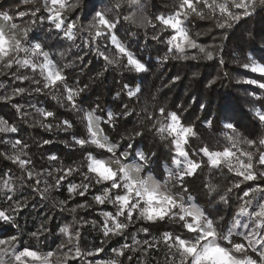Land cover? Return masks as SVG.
Returning <instances> with one entry per match:
<instances>
[{
	"label": "trees",
	"instance_id": "obj_1",
	"mask_svg": "<svg viewBox=\"0 0 264 264\" xmlns=\"http://www.w3.org/2000/svg\"><path fill=\"white\" fill-rule=\"evenodd\" d=\"M46 2L47 0H28L27 3L25 0H0V15L7 13L13 17V22L29 26L33 18H20L18 12H28L39 7L41 11L37 14L38 17H46ZM68 2L74 3L75 0ZM115 3L116 0H80L78 8L65 12L66 23L75 22L77 28L81 29L74 42L67 40L62 32L58 34L47 19L43 24L38 21L36 25L31 26L32 31L29 32V39L33 43H41L44 51L63 69L67 86L84 89L76 97L80 112L67 106L63 100V88L47 90V94L33 92L32 89L36 85L31 81L41 79L38 72L33 73L31 69L18 68L16 65L11 69L0 65V97L10 96L16 87L27 89L25 94L15 96L11 100L0 99V119L6 121L8 126L18 129L15 133H0V189L5 180H10L14 187V191L8 193L12 200H8L5 192L0 190V210L13 217L12 222L0 220V239L16 236L13 248L17 251L28 247L42 253L53 251L61 257L68 251V247H72L74 252V245L78 244L83 255L76 260H69L68 264H95V259L99 257L106 260L116 259L118 264H179L178 257L172 256L162 239L165 232L182 236L185 234L175 222L165 220L148 223L137 220L129 226L124 236L105 238L103 227L106 219L103 213H114L115 208L112 204L95 203L94 196L100 193V185L91 186L84 196L69 194V184H79L83 180L82 174L73 173L62 181L60 186L52 187L43 197L40 192L48 185H55L54 177L62 174L58 169L75 166L80 173L86 171L85 157L88 151L100 158L111 156L92 145H86L85 149L74 145L73 136L83 138L87 135L83 113L93 109H96V114L102 118L105 112H112L117 117L114 127L106 123H101V127L110 142L122 145L120 150H123L127 143H132L136 152L141 150L147 155L155 153L154 157L157 159L163 158L164 141L156 136L154 130H150L151 123L146 120L147 113L156 112L158 115V108L162 106L167 111H177L184 124L194 126L198 138L191 140L192 148L207 144L211 149L222 150L230 146L231 142L227 136L233 133L225 128V124L231 123L236 133L244 140L257 142V147L251 149L254 154L257 153L259 148L264 147L259 145V141L264 139V122L260 121L257 115V110L264 112V89L245 81L254 79L264 82V76L243 65L251 63L253 59L264 63V6H257L251 16L244 17L231 28H219L215 18L201 19L194 15L189 16L185 20V26L190 36L206 50L212 51L213 59H207L197 49L187 50L188 59H174L172 54L168 53L167 44L162 42L167 40L171 30L162 32V26L154 17L172 14L176 10L175 0H143L146 14L153 18L155 29L151 25L136 28L127 22L117 26L118 37L130 46L133 54L146 66L147 71L136 73L121 66L106 65V62L85 44L86 29L96 11L106 12L114 19L132 11L123 3L120 9H116ZM155 35H160L162 41L153 40ZM105 47L109 48L111 54V47L101 40L100 50L103 51ZM61 53L64 55L61 56ZM166 55L167 60L164 59ZM193 55L197 58L191 59ZM78 56L83 59H78ZM19 75H26L29 80H17L16 76ZM212 81L215 82L210 83ZM125 84L139 87L140 93L135 97H128L127 90L123 87ZM17 104L21 106L19 112L14 107ZM62 104L64 106H61ZM125 105L128 114L121 116ZM37 109L53 111L56 117L49 120L53 125L60 124L61 127L54 126L51 130H46L38 123L43 118ZM64 120L73 125L67 131L63 130ZM209 120L212 121L211 125L207 123ZM134 131H142L144 134L132 141L122 139ZM17 139L28 145L24 150L28 155L22 157L31 160L28 169L41 174L34 176L32 180L27 178L24 170L8 159L20 150V146L13 148ZM44 140L51 142L45 145ZM240 147L247 148V145ZM51 156L57 159L52 160ZM256 171H264V168L257 164ZM48 172H51L52 176H49ZM146 172L145 170L142 175L146 176ZM35 179L40 180L38 185L34 183ZM238 179L226 168L217 170L204 166L194 177L186 178L188 192L184 195L186 198L190 195L214 220L223 217L221 226L225 222L231 224L242 203L239 197L243 195V191L249 186L264 187V177L255 182H245L239 189L234 188L227 194V203L221 202L215 193L210 194L205 185L209 182L217 184L223 194L225 188ZM256 195L259 197L261 194ZM61 201L65 203L61 204ZM17 202L25 206L16 209ZM255 203L253 201V205ZM78 204H86L88 207L77 208L73 213L71 209L76 208ZM63 227H69L73 233L79 231V240L74 239L73 244L68 247H60L67 243V237L60 231ZM144 228L148 229L147 233L143 231ZM32 232H37L38 236L33 237ZM133 238L140 243L134 244ZM235 239L239 242L240 238ZM145 240L154 246L149 248L144 244ZM125 243L136 251L125 250L124 256L117 257L113 249H118ZM97 248H102L103 251L96 253ZM88 252L94 254L88 256ZM249 254L256 258L254 253ZM129 256L132 257L131 260L128 259ZM5 260L11 264L10 256L5 257ZM52 260L55 261L56 256L52 257Z\"/></svg>",
	"mask_w": 264,
	"mask_h": 264
},
{
	"label": "snow or ice",
	"instance_id": "obj_2",
	"mask_svg": "<svg viewBox=\"0 0 264 264\" xmlns=\"http://www.w3.org/2000/svg\"><path fill=\"white\" fill-rule=\"evenodd\" d=\"M27 2L28 0H25V3ZM122 3L132 9L128 15L114 19L106 12H95L92 22L86 29L85 44L93 49L106 62V65H117L136 73H143L147 71L145 64L133 54L130 46L118 37L117 26L122 22H127L136 28H145L151 25L155 29L156 25L153 23V18L146 14L143 0H116L115 8L120 9ZM79 4L80 0H75L74 3H69L68 0H47L45 4L46 17H38L37 14L41 11L39 7L28 12H18L17 15L20 18L25 16L33 18L29 26H21L13 22V17L7 13L0 15V65L8 69L16 65L18 68L31 69L33 73L38 72L41 79H32L31 82L36 85L32 91L38 94H47V90L63 88V100L71 110L77 112L81 110L77 107L76 97L84 89L67 86V77L63 69L49 58V53L44 51V46L41 43H33L29 39V32L32 31L31 26L36 25L38 21L43 24L47 19L58 34L62 32L67 40L74 42L81 29L77 28L75 22L66 23L65 12L78 8ZM257 6H264V0H175L176 10L172 14L154 17V20L162 26V32L171 30L167 40L162 41L160 35H155L152 39L165 42L168 46V53L172 54L174 59H188L187 50L197 49L199 53L211 60L213 52L206 50L190 36L185 26V20L193 15L201 19L215 18L219 28H231L234 23L244 17L251 16ZM101 40L107 42L111 47V54H109L108 47H105L103 51L100 50ZM63 55L61 53V56ZM77 58L83 59L79 56ZM196 58L195 55L191 56V59ZM164 59L167 60L168 56L166 55ZM243 67L250 68L252 72L264 76V64L252 61L249 64H244ZM98 75H103V73H98ZM16 79L24 81L29 80V77L19 75L16 76ZM245 82L264 89V82L254 79ZM123 87L127 90V96L130 98L137 96L141 91L139 87L134 88L129 84H125ZM26 92L27 89L24 87H16L10 96L0 97V99L11 100ZM256 98L260 99V97ZM14 107L18 112L21 111L20 105L17 104ZM37 112L43 118L38 123L46 130H51L54 126L61 127L60 124L53 125L49 120V118L55 119L56 117L53 111L37 109ZM127 114L125 105V111L121 113V116ZM257 115L260 121L264 122V112L257 110ZM82 119L86 122L87 135L83 138L73 136L74 145L81 149H85L86 145H92L96 149L111 154L110 158L106 160L88 151L85 157L86 171L80 173V170L75 166L58 169L57 171L62 174L54 177L55 185H48L43 189V192H40L42 197L52 187L60 186L61 182L73 173L82 174V182L79 184L70 183L67 191L69 194L84 196L91 186H101L100 193L94 196L95 203L97 205L112 204L115 208L114 213H103L106 219L103 227L105 238L124 236L129 226L137 220L148 223L171 220L179 225L185 234L182 236L165 232L162 239L172 256L178 257L179 264H264V187L249 186L246 191H243V195L239 197L242 203L235 219L231 224L225 222L223 226H221L223 217L214 220L206 209L193 202L190 195L187 198L184 195L188 192L185 184L186 178L194 177L204 166L217 170L226 168L229 173H233L239 179L231 186L226 187L223 194L219 191L220 186L217 184L209 182L205 188L210 194L218 195L221 202L227 203V194L231 193L234 188L239 189L245 182H255L264 177V171H256L257 164L264 168V147L259 148L254 154L251 149L257 147V142L244 140L236 133L234 125L228 123L225 124V128L233 133L227 136L231 142L230 146L224 147L222 150L211 149L207 144L192 148L190 141L193 138H198L194 126L184 124L177 111H167L161 106L158 108V115L156 112L146 114V120L151 123L150 130H154L161 141H167L172 149V167L168 169L167 179L161 183L151 175H141L149 167L151 161L149 155L143 151L136 152L132 143H127L126 147L120 150L122 148L120 143L110 142L108 136L104 135L101 123L115 126L114 121L117 117L112 112H105L102 118L96 114V109H93L83 113ZM207 123L211 125L212 121L209 120ZM62 125L64 131L73 126L67 120H64ZM17 131L15 126L10 127L6 121L0 119V133H15ZM143 134L142 131H134L122 139L132 141ZM50 142L49 140L43 141L45 145ZM240 145H247V148H242ZM259 145L264 146V139L259 141ZM17 146H20V150L8 159L24 170L29 180H32L34 176L41 175L28 169L27 166L31 164L30 159L22 158L28 155L24 151L28 145L17 139L13 148L15 149ZM118 150L119 154H117ZM154 155L155 153L152 154V156ZM129 157L134 163L127 162ZM50 159L56 160L57 158L51 156ZM47 174L52 176L51 172ZM34 183L38 185L40 180L35 179ZM0 190L5 192L8 200H12V196L8 195L14 191L10 180H5ZM36 190L39 191L38 188ZM257 193L261 195L257 197ZM253 201L256 202L255 205H253ZM60 203L64 204L65 202L61 201ZM24 206L20 202L16 203V209ZM85 207L88 205L78 204L71 211L75 213L77 208ZM0 220L12 222L13 217L0 210ZM60 231L67 237V243L60 247H68L73 244L74 239L79 240V231L73 233L69 227H63ZM143 231L147 233L148 229L144 228ZM31 235L37 237L38 233L32 232ZM236 237L240 238L239 242L235 239ZM16 240V236L0 239V264H8V261L5 260L7 256H10L11 264H68L69 260H76L83 255L78 244L74 245V252L72 247H68V251L62 257L57 256L53 251L42 253L28 247L17 251L13 248V242ZM133 242L134 244L140 243L135 238H133ZM144 244L149 248L154 246L147 240L144 241ZM125 250L136 251L134 247L125 243L120 248L113 249V252L117 257H122L125 255ZM95 251L99 253L103 249L97 248ZM250 252L254 253L256 258H253L249 254ZM93 254L92 252L87 253L88 256ZM54 256H56L55 261L52 260ZM128 259L131 260L132 257L129 256ZM96 264H118V261L116 259L97 260Z\"/></svg>",
	"mask_w": 264,
	"mask_h": 264
},
{
	"label": "rangeland",
	"instance_id": "obj_3",
	"mask_svg": "<svg viewBox=\"0 0 264 264\" xmlns=\"http://www.w3.org/2000/svg\"><path fill=\"white\" fill-rule=\"evenodd\" d=\"M250 55L252 56V54H250ZM49 58L51 59L50 56H49ZM252 61H255L256 63H259V64H264L263 62H260L258 59H253ZM164 144H165V149H164V153H163V158L157 159L156 157L149 155L151 157V161H150L148 169H146V171H147L146 176L151 175L155 180H157L161 183H163L165 181V179H167L168 169L172 167V165H171V157H172L171 145L167 141H164ZM190 144H191V141H190ZM139 151H141V150H138L137 152H139ZM109 158H103V159L107 160ZM127 162L134 163L132 158H130V160ZM113 167H115V165H113ZM193 202L195 203L194 199H193ZM195 204H197V203H195ZM198 206L201 207L200 205H198ZM97 260H106V259L100 258V257L96 258L95 264H96Z\"/></svg>",
	"mask_w": 264,
	"mask_h": 264
}]
</instances>
